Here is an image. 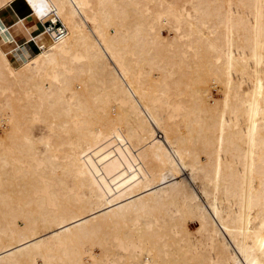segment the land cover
<instances>
[{
  "label": "bare ground",
  "instance_id": "obj_1",
  "mask_svg": "<svg viewBox=\"0 0 264 264\" xmlns=\"http://www.w3.org/2000/svg\"><path fill=\"white\" fill-rule=\"evenodd\" d=\"M0 264H264V0H0Z\"/></svg>",
  "mask_w": 264,
  "mask_h": 264
},
{
  "label": "rangeland",
  "instance_id": "obj_2",
  "mask_svg": "<svg viewBox=\"0 0 264 264\" xmlns=\"http://www.w3.org/2000/svg\"><path fill=\"white\" fill-rule=\"evenodd\" d=\"M166 35H167V33H165ZM15 60V59H14ZM210 93H211V95L212 96H214L215 98H217L218 96H219V93L214 89V88H211L210 90ZM158 109H159V111H160V113L161 114H163L164 113V109H163V107H162V105L161 104H158ZM42 128V129H41ZM38 131H40V132H37L36 133V135L38 136V135H40V134H42L45 130H44V128H43V126H41L40 127V129H38ZM84 143V142H83ZM44 148L43 147H40L39 148V152H40V154H43L44 153ZM62 154V153H61ZM69 180V179H68ZM192 229L193 230H196L197 229V224L196 223H192ZM48 230H46L45 231V233H46V238H49L50 237V233L49 232H47ZM48 233V234H47ZM53 243V242H52Z\"/></svg>",
  "mask_w": 264,
  "mask_h": 264
},
{
  "label": "built area",
  "instance_id": "obj_3",
  "mask_svg": "<svg viewBox=\"0 0 264 264\" xmlns=\"http://www.w3.org/2000/svg\"><path fill=\"white\" fill-rule=\"evenodd\" d=\"M61 27H63V28H64V30H65V27H64V25H62V24H61V25H59L57 29L59 30V29H61Z\"/></svg>",
  "mask_w": 264,
  "mask_h": 264
}]
</instances>
